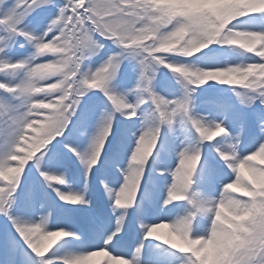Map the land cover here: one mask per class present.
<instances>
[{"label": "clouds", "instance_id": "clouds-1", "mask_svg": "<svg viewBox=\"0 0 264 264\" xmlns=\"http://www.w3.org/2000/svg\"><path fill=\"white\" fill-rule=\"evenodd\" d=\"M78 4L83 6L84 0H78ZM88 9L99 20L93 29L77 34L65 33L62 28L61 34L51 40L30 42L34 51L7 65L23 71L22 76L14 74L19 77L17 87L26 90L38 118L25 125L17 143L6 154L0 153L4 161L0 163V181L15 183L30 161L42 158L38 156L41 146L50 145L75 114L67 103L73 96L80 99L92 89L101 90L115 112L112 97L122 95L126 108L120 113L135 115L137 101H129L127 93L116 87L122 65L130 57L137 61L140 75L149 77L143 84L153 91L161 67L169 69L182 86L195 85L190 89L192 108L193 93L209 81L231 86L245 106H251L257 99L264 103V28L241 27L238 23L249 14H264V0H88ZM96 33L103 39H97ZM106 40L119 50L109 52L95 65L86 63L105 51ZM213 44L228 46L241 55L251 53L259 60L223 63L211 60L206 50ZM41 57L49 58L41 62ZM138 84L137 98L152 95ZM244 99L251 102L244 103ZM127 108L133 111L129 113ZM161 108L166 109V105ZM180 115L183 119V114ZM199 118L201 123L195 128L198 139L186 147L188 159L180 156L162 201L164 208L179 202L184 205L171 217L141 223L143 239L133 258L100 247L94 251L66 252L53 259H60L63 264H89L93 257L102 256L103 264H141L137 258L145 247L144 241L152 238L183 254L178 264H264V138L250 151L242 152L243 126L234 133L223 120L205 115ZM105 124L110 133L111 125ZM259 132L264 137V120L259 122ZM103 135V129L98 127L93 138ZM218 137L223 139L215 150L233 177L222 183L218 193L206 192L194 187L203 156L201 143ZM154 149L151 136L144 139L143 145L137 141L129 159L128 175L114 193L116 208L135 205L144 168ZM91 150L90 143L87 150L77 153L87 167ZM52 174L64 177L55 183H67L65 174ZM73 194L64 192L61 199ZM120 216L126 218V211ZM41 217L45 219L36 223L43 227L33 228L30 233L37 247L48 241L51 252L66 237L74 235L65 228L50 227L51 211ZM202 221L207 223L198 230ZM121 231L123 224L117 226L105 243ZM53 259L49 264H53Z\"/></svg>", "mask_w": 264, "mask_h": 264}, {"label": "snow or ice", "instance_id": "snow-or-ice-1", "mask_svg": "<svg viewBox=\"0 0 264 264\" xmlns=\"http://www.w3.org/2000/svg\"><path fill=\"white\" fill-rule=\"evenodd\" d=\"M6 5L7 0H0V73L10 72L12 74H16L19 71H22L18 68L13 69L7 67L9 64H15L18 60L12 61L11 59L4 57L6 49L13 42L14 37L23 36L29 43H35L41 40H51L53 37L59 36L62 28L65 33L72 31L80 34L85 30L90 31L96 26V24L99 23V20L92 16V10L88 9V0H84L83 6L78 4V0H63V3L61 4H57L56 0H35V2L34 0H13L11 5ZM53 6L55 8V13L51 16L46 25L30 27L29 24L25 23V21L28 20V17L32 16L33 13H36L38 9L41 11H48L50 7ZM121 6L123 7L124 5L121 4ZM37 15L39 16V13H37ZM261 17L264 18V14H261ZM96 37L97 39H103L99 36V33H96ZM40 59L44 58L41 57ZM146 79H149V77L141 74L138 87L142 86L145 93L152 92V95L150 97L141 96L136 98L137 102L135 104V115H125L128 120H134L141 115L143 116L141 130L138 134L133 133V135L136 136V143L137 141H140L143 145L144 139L151 136L155 142L156 149L159 144V138L161 136L163 126L166 125L169 129H172L175 123L179 122L181 125H192L194 128L199 127L201 123L199 115L196 114L190 106V89L195 88V85H184L183 94L179 97L165 98L162 94L157 95V91H153L147 84H143V81ZM18 83L19 80H16L15 82L0 80V85H3L0 87V153L3 154H6L7 150L13 144L17 143L18 134L22 133L25 125L28 124L29 121L38 118L36 110L31 107V98L28 96L26 90L22 91L21 88L17 87ZM82 98L77 99L73 96L67 101L68 104L72 105V109L75 111V114ZM253 99L255 98L253 97ZM112 101L115 104V112H105L98 126L103 129L104 135L94 137L91 142L92 150L88 159L89 172L91 171L92 166L96 165L99 162L100 157L104 155V148L109 143L108 138L113 134L112 129L116 123L115 113L126 108L124 96H113ZM243 102L249 103L251 101L244 99ZM145 104L148 105V109L142 110V106ZM162 105H166V109L161 108ZM132 111V108H127V112L130 113ZM180 114H183V119H181ZM71 122L72 118L70 121L66 122L65 126L61 130V134L57 137H62L66 132H68ZM105 122L111 125L110 133ZM136 143L131 145L129 159L132 158V153L136 148ZM48 146H41L42 150L38 153L39 157L44 156ZM66 146L69 147L76 155L80 152L76 147H73L70 144ZM155 149L152 152L150 159L154 156ZM201 151L203 155L202 148ZM180 156H184L185 159L189 158V153L186 150V147L179 151L177 163L179 162ZM150 159H148V162ZM3 162V159H0V163ZM147 164L144 168V175L147 171ZM173 170L174 169L159 168L157 171L161 177H164L168 174L172 175ZM121 171L124 173V176L128 175L129 163L127 168L121 169ZM41 174L45 177L46 181L49 182V186L51 187H54V181L64 179L63 175H54L48 171H42ZM22 178L23 176L17 177L16 182L12 184L0 181V214L7 215L12 220L14 227L20 233L27 245L39 258H42V264H49L50 259H47L48 254H42V252L46 251L45 247L43 245L37 247L36 243L33 242L30 237V233L33 228L39 230L43 227V225L36 223V220L21 219L13 213V205L15 204ZM141 184L142 180L140 181V186ZM105 187L110 191L113 199H115L114 193L119 189L110 188L107 184ZM57 189L58 188H55L54 190L57 191ZM63 193L64 192L60 189L59 192H57L60 197ZM137 198L138 193L136 194V200ZM63 200L79 201V203L85 204L90 203V201L85 199L84 193H75L73 195L64 196ZM43 219L45 218L40 217L39 220ZM124 220V216H119L117 225L123 224ZM74 235L76 234L74 233ZM114 237L116 240H119L117 235ZM114 237L111 238V241H113Z\"/></svg>", "mask_w": 264, "mask_h": 264}]
</instances>
